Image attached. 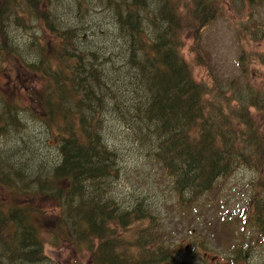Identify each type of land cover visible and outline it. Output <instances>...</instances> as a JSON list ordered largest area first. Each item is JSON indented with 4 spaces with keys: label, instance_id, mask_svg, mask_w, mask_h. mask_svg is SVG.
I'll list each match as a JSON object with an SVG mask.
<instances>
[{
    "label": "trees",
    "instance_id": "trees-1",
    "mask_svg": "<svg viewBox=\"0 0 264 264\" xmlns=\"http://www.w3.org/2000/svg\"><path fill=\"white\" fill-rule=\"evenodd\" d=\"M27 2L42 34L18 0H0V76L19 58L9 36L35 51L40 42L25 60L45 79L18 73L0 85V264H58L47 244L68 264H193L222 223L240 217L264 232V126L252 121L264 119V69L239 103L242 87L221 84L203 37L227 5L248 2L245 30L264 40V0H73L83 24L74 30L56 8ZM250 54L238 57L246 79ZM130 135L126 160L116 140ZM242 165L258 174L253 195L226 214L218 181ZM251 205L257 218L247 220ZM200 233L201 243L191 238Z\"/></svg>",
    "mask_w": 264,
    "mask_h": 264
},
{
    "label": "rangeland",
    "instance_id": "rangeland-1",
    "mask_svg": "<svg viewBox=\"0 0 264 264\" xmlns=\"http://www.w3.org/2000/svg\"><path fill=\"white\" fill-rule=\"evenodd\" d=\"M247 9V7H246ZM78 12L80 15L81 11L76 8V6L73 3V0L69 1V3L64 7L62 15L60 11H58V16L65 21V24L68 25V27H64V29H72L74 30L75 28L81 29L83 24L79 23L77 25V19L75 12ZM250 10H245V13L249 12ZM80 18V16H79ZM93 22H90V26L93 28V33H92V38L94 40H98V37L100 36V32L97 30V27H94L93 25L97 22L100 21V16L95 17H90ZM238 20L236 15L232 12L228 11L227 16L223 17L217 23L209 28L206 32V43L208 46L211 48L213 55H215V60L218 64V67L221 72L225 73L229 77L237 76L238 78H242V76L239 74V72L236 70V62H235V57L237 53V43L234 39V27L238 26V23H235V21ZM95 22V23H94ZM92 40V39H91ZM246 47L252 51L256 52L258 50L263 49V44L260 41L253 42L250 45H246ZM254 66H258L257 61L254 62ZM26 72V76L30 78L34 83H37L39 81H45L42 76L40 69L37 68L36 66H26L25 68H22ZM36 71L35 74H32V72ZM6 81L4 77L0 78V85L3 84ZM258 82V79L256 80ZM33 125L37 126L36 123ZM38 132L37 130L31 133ZM38 138H40V135H37ZM117 142H120V147H121V154L122 156L127 160L130 156V147L133 144L132 143V136L130 135L128 138L125 139H118L116 140ZM38 145H42L39 144ZM43 147V145H42ZM44 153H52L54 154V151L51 150H46L42 149ZM133 182H139L140 179L138 177L134 176L133 177ZM253 207V206H251ZM229 232L228 228L226 227H219L216 231V237L215 240L217 242H230L233 237L238 236L236 231ZM194 240H198V243H201L202 241V235L197 234L191 237ZM200 239V242H199ZM188 239L187 241H189ZM47 250L51 254L53 258H55L58 262V264H68L67 260L60 257L59 254L56 251H53L50 247V244H47ZM213 258V257H211ZM211 258H209V264H216L215 261H213ZM217 261H222L219 257H216Z\"/></svg>",
    "mask_w": 264,
    "mask_h": 264
},
{
    "label": "bare ground",
    "instance_id": "bare-ground-1",
    "mask_svg": "<svg viewBox=\"0 0 264 264\" xmlns=\"http://www.w3.org/2000/svg\"><path fill=\"white\" fill-rule=\"evenodd\" d=\"M200 249V248H199Z\"/></svg>",
    "mask_w": 264,
    "mask_h": 264
}]
</instances>
